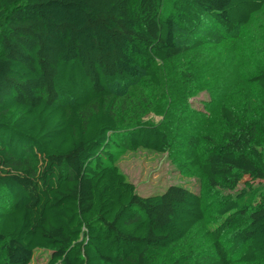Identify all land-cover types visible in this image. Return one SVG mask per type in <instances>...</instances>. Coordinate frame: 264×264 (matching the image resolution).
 I'll return each mask as SVG.
<instances>
[{
	"label": "trees",
	"instance_id": "trees-1",
	"mask_svg": "<svg viewBox=\"0 0 264 264\" xmlns=\"http://www.w3.org/2000/svg\"><path fill=\"white\" fill-rule=\"evenodd\" d=\"M263 8L0 0V264H30L36 251L49 253L46 264H264V195L249 197L253 182L264 184V70L249 79L258 107L222 105L212 131L183 122L204 116L172 100L156 110L178 116L174 132L142 120L158 66L201 49L205 26L231 35ZM139 150L175 153L182 175L198 172L209 190L230 194L201 245L190 241L205 221L201 194L170 186L141 197L119 171L120 156Z\"/></svg>",
	"mask_w": 264,
	"mask_h": 264
},
{
	"label": "rangeland",
	"instance_id": "rangeland-1",
	"mask_svg": "<svg viewBox=\"0 0 264 264\" xmlns=\"http://www.w3.org/2000/svg\"><path fill=\"white\" fill-rule=\"evenodd\" d=\"M208 34L210 37H207ZM198 40L204 41L201 49L156 68L159 85L148 91L151 93L149 96L154 107L145 110L148 115L142 120L161 124L165 130H175L174 121L178 116H173L171 111L166 118L158 115L160 109L156 110L172 100L178 105L188 107L190 110L187 112L193 110L204 116L199 118L191 114L184 115L183 122H193L196 126L200 124L203 129L212 131L219 124L218 112L222 105L226 104L239 113L247 101L252 103L253 108L258 107L263 97L257 88L249 83V79L258 71L264 70V8L260 14L253 17L248 26L231 35H226L215 25L209 24L202 29ZM182 71L192 73L193 76L183 79L179 75ZM192 78L194 81L190 82ZM119 92L122 91L119 89ZM172 131L168 133L174 134ZM183 132H192V129L187 128ZM258 148L264 156L262 144ZM174 159H178L175 153L126 151L117 160L116 166L126 180L134 185L137 195L141 197L160 195L170 186L184 187L193 193L201 194L206 206L205 221L190 239L191 244L196 240L199 246L206 240L204 231L214 229L220 221L216 215V210L221 205L219 200L230 194L226 191L209 190L204 186L198 172L189 177L182 175ZM251 187L255 196L249 195L250 199H258L259 195H264L262 182H253ZM242 188V185L238 187ZM177 252L174 249L169 255H165L163 261H173ZM48 257V252L36 251L30 264H46Z\"/></svg>",
	"mask_w": 264,
	"mask_h": 264
}]
</instances>
